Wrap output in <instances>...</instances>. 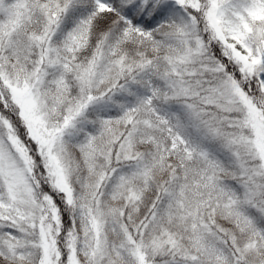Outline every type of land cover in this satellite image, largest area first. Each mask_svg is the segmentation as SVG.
Here are the masks:
<instances>
[{"label":"snow or ice","instance_id":"snow-or-ice-1","mask_svg":"<svg viewBox=\"0 0 264 264\" xmlns=\"http://www.w3.org/2000/svg\"><path fill=\"white\" fill-rule=\"evenodd\" d=\"M0 264H264V0H0Z\"/></svg>","mask_w":264,"mask_h":264}]
</instances>
